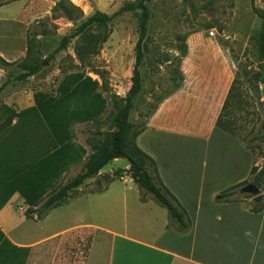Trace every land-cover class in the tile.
Instances as JSON below:
<instances>
[{"label":"crops","instance_id":"1","mask_svg":"<svg viewBox=\"0 0 264 264\" xmlns=\"http://www.w3.org/2000/svg\"><path fill=\"white\" fill-rule=\"evenodd\" d=\"M39 1L1 5L0 27L24 26L36 12L34 6L43 4ZM10 32L0 31V40L10 38ZM185 42V80L147 117L136 141L156 161L162 181L188 212L191 229L181 234L167 228V209L152 199L141 200L124 157L85 180L68 202L38 216L43 201L76 176L92 152L84 136L90 133L85 125L93 121L74 122L71 140L52 155L35 159L44 143L39 122L32 116L25 129L15 131L19 125L14 117L7 125L12 111L35 106L45 113L42 109L49 111L52 98H64L59 87L65 75H43L51 66L46 63L26 79L0 75V264H264V209L251 211L252 198L216 200L219 192L250 177L257 163L254 151L240 138L216 125L236 76L232 51L223 40L219 43L213 30L191 32ZM0 56L9 66L20 67L14 63L17 55L0 50ZM74 110L63 108L67 115ZM7 126L11 133L3 132ZM13 145L21 149L19 159L7 157ZM79 153L84 155L77 161ZM119 169H125L124 176L106 182Z\"/></svg>","mask_w":264,"mask_h":264},{"label":"rangeland","instance_id":"2","mask_svg":"<svg viewBox=\"0 0 264 264\" xmlns=\"http://www.w3.org/2000/svg\"><path fill=\"white\" fill-rule=\"evenodd\" d=\"M57 1L43 0V4L34 6L36 12L30 13L24 26L0 27L2 32L8 28L11 30L10 38L0 40V50L17 55L14 63L19 66L23 62L31 65L48 63L51 66L44 68L42 74L45 76L60 77L70 71H83L98 79L108 108L100 121L85 125L90 133L84 136V140L92 148L91 155L97 151L98 145H104L109 137L107 131L117 128L113 118L125 105L132 86L141 11H124L105 24H94L82 34L70 37L67 45L61 48L63 37L74 35L78 25L89 16L98 13L112 15L134 0H70L74 8L60 6L51 14ZM252 4L264 11V0H150L144 57L139 66L143 77L142 90L134 98L130 121L136 126L143 124L171 90L170 75L179 66L177 58L185 48L186 36L195 31L213 30L216 37L230 47L239 65L237 89L225 119L240 138L253 146L256 165L261 167L264 162V110L260 108L249 81L261 84L254 73L260 62L258 36L262 19ZM52 53L53 57L50 56ZM9 65L0 56L1 76L15 77L22 70L21 66ZM257 136L258 139L253 138ZM261 193L264 194V190ZM83 248L86 253V247ZM77 253L82 256L79 250Z\"/></svg>","mask_w":264,"mask_h":264},{"label":"trees","instance_id":"3","mask_svg":"<svg viewBox=\"0 0 264 264\" xmlns=\"http://www.w3.org/2000/svg\"><path fill=\"white\" fill-rule=\"evenodd\" d=\"M12 1L14 0L0 1V6ZM149 1L150 0H134L127 2L121 6L118 12L112 15L101 13L93 14L86 18L80 25H78L74 35H67L63 37L61 48H64L67 45L70 37L82 34L94 24H105L112 20L115 15L124 11H141L139 20V40L136 45V63L132 75V86L126 98L125 105L117 111L113 118V123L117 128L115 130L107 131V135L109 137H107L105 140L104 145L101 143L96 147L97 151L89 155L83 169L76 176L71 177L66 183L62 184L58 189H55L43 201L39 209V217L43 216L49 209L68 202L69 199L76 194L77 188L83 184L85 180L98 175L100 170L110 161L115 158L124 157L130 163V168L128 171L131 174L133 181L138 185L141 191V200L147 201L148 199H152L167 209L169 214L167 228L173 229L181 234L187 233L191 229L192 221L188 215V212L180 203L178 198L174 195V193H172V191L162 181L156 161L150 155L144 152L137 144L136 139L145 130L146 121L140 126H136L129 119L130 111L134 105V98L142 90L143 77L139 66L142 63L144 57L143 42L147 36L148 23L151 15L148 6ZM252 5L254 11L262 19L261 31L258 36V46L259 61H264V11L263 9L256 7L254 4ZM60 6L64 7V9L75 7V5H73L70 0H58L53 6L52 12L55 13L58 7L60 8ZM218 41L219 43H222L220 38H218ZM187 51V45H185L181 55L177 58L179 66L170 75L172 88L166 94V96L161 99V101L167 96L173 94L182 86L185 76L181 70V64L183 58L187 54ZM50 56L53 57V53ZM5 62L8 63L7 61ZM20 66L25 71L17 75L19 79H26L28 76L39 72L42 67L41 63L31 65L25 62L21 63ZM236 67L239 71V65L236 64ZM237 76L238 72L236 71L235 79L233 80L229 89L222 110L216 121V125L224 131L240 138L228 125V120L225 119L227 108L229 107V104L237 89ZM64 77V82L60 84V86L62 85V88L60 89L59 87V92L64 94V98L61 101H57L55 98H52L51 102L54 103L51 105L49 111L48 109H42L45 111V113H41L34 106L19 112L12 111L9 117H7V125L12 123L14 117H17L15 124H18L19 126L18 129L17 127H13L15 131H18L21 128L25 129V124H29L30 121H32V116L34 117V123L35 121L39 122V132H43L44 143L43 146L38 149V152L34 154V159L42 156L52 155L62 142L65 140H71L73 137L71 126L74 122L100 121L104 116L106 107L108 106L107 98L104 96L103 91L99 90L100 83L98 79L93 78L83 71H70L66 73ZM254 77L264 84V75L259 69L255 71ZM249 82L252 92L257 99L258 104L260 105V108L264 110V100L259 82ZM65 105H69L71 108L74 106V112L70 115L65 114L63 111ZM158 105L154 108V110H152V112H150L147 117H149L157 109ZM40 121H43L42 126L40 125ZM1 128L0 132L3 130H1ZM7 128L8 126L3 132H5ZM10 128L11 127L8 129ZM7 132L11 133V130H7ZM34 132H36L35 129ZM253 138L258 139L259 137L257 136ZM240 139L247 147L254 151L253 146L247 140L242 138ZM82 151L84 153V149H82ZM83 153L78 154L76 159L77 161L83 158ZM7 157L19 159L21 157V149L18 146H11L10 153H8ZM16 172H18V170ZM123 172L124 169H119L113 175L105 177L106 182L110 183ZM97 183L101 188L103 181L99 178L97 179ZM248 183L256 184L260 188V192L264 190V162L261 167H258L257 165L252 167L250 177L219 192L216 196V200L218 202L247 201L248 199L252 198L253 195L243 193L241 188ZM25 199L27 202H29L28 197H25ZM248 204L251 211L261 212L264 209V194L261 201L254 202L253 200H250ZM27 216H30L29 212H27ZM1 250L2 248H0V251Z\"/></svg>","mask_w":264,"mask_h":264},{"label":"water","instance_id":"4","mask_svg":"<svg viewBox=\"0 0 264 264\" xmlns=\"http://www.w3.org/2000/svg\"><path fill=\"white\" fill-rule=\"evenodd\" d=\"M257 69H259L263 75H264V61H260L258 64H257ZM261 93L262 95H264V85L261 86ZM241 191L243 193H247V194H251L253 195L252 197V200L254 202H259L262 200L263 198V194L260 192V188L254 184V183H248L246 185H244L242 188H241Z\"/></svg>","mask_w":264,"mask_h":264}]
</instances>
